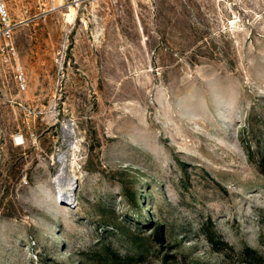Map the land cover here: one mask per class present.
<instances>
[{"label": "rangeland", "instance_id": "374dc122", "mask_svg": "<svg viewBox=\"0 0 264 264\" xmlns=\"http://www.w3.org/2000/svg\"><path fill=\"white\" fill-rule=\"evenodd\" d=\"M6 1L0 264H264V0Z\"/></svg>", "mask_w": 264, "mask_h": 264}, {"label": "built area", "instance_id": "2783aa9c", "mask_svg": "<svg viewBox=\"0 0 264 264\" xmlns=\"http://www.w3.org/2000/svg\"><path fill=\"white\" fill-rule=\"evenodd\" d=\"M94 0H69L72 6L80 7L83 3ZM17 24L13 22L6 0H0V65L3 61H11L17 55L15 43V28ZM16 82L20 90L27 87V79L21 68H17L15 74Z\"/></svg>", "mask_w": 264, "mask_h": 264}, {"label": "bare ground", "instance_id": "6f19581e", "mask_svg": "<svg viewBox=\"0 0 264 264\" xmlns=\"http://www.w3.org/2000/svg\"><path fill=\"white\" fill-rule=\"evenodd\" d=\"M59 180L65 179V173L62 172L59 177ZM77 177H70L67 179L65 183H62V185H59V196L66 199L67 201H72L73 199V192L75 189ZM62 182V181H61Z\"/></svg>", "mask_w": 264, "mask_h": 264}]
</instances>
